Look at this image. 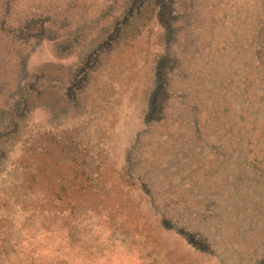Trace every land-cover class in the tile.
<instances>
[{"label":"rangeland","instance_id":"374dc122","mask_svg":"<svg viewBox=\"0 0 264 264\" xmlns=\"http://www.w3.org/2000/svg\"><path fill=\"white\" fill-rule=\"evenodd\" d=\"M0 264H264V0H0Z\"/></svg>","mask_w":264,"mask_h":264}]
</instances>
